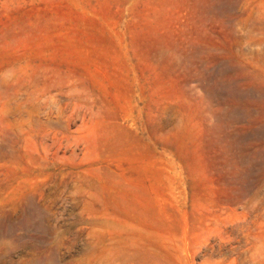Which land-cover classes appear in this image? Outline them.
<instances>
[{
	"label": "rangeland",
	"instance_id": "obj_1",
	"mask_svg": "<svg viewBox=\"0 0 264 264\" xmlns=\"http://www.w3.org/2000/svg\"><path fill=\"white\" fill-rule=\"evenodd\" d=\"M0 264H264V0H0Z\"/></svg>",
	"mask_w": 264,
	"mask_h": 264
}]
</instances>
